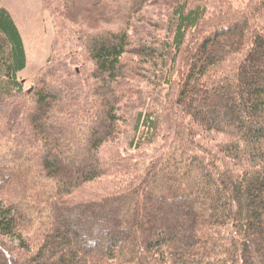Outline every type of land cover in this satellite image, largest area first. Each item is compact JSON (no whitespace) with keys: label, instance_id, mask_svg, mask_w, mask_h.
<instances>
[{"label":"trees","instance_id":"obj_1","mask_svg":"<svg viewBox=\"0 0 264 264\" xmlns=\"http://www.w3.org/2000/svg\"><path fill=\"white\" fill-rule=\"evenodd\" d=\"M43 5L28 90L0 6V264H264V0Z\"/></svg>","mask_w":264,"mask_h":264},{"label":"rangeland","instance_id":"obj_2","mask_svg":"<svg viewBox=\"0 0 264 264\" xmlns=\"http://www.w3.org/2000/svg\"><path fill=\"white\" fill-rule=\"evenodd\" d=\"M237 7L243 6L250 0H232ZM0 6L7 8L13 16L24 41L27 56V65L19 73V79L25 89L32 86L34 77L47 65L53 54V44L56 40L57 27L55 19L45 10L43 0H0ZM79 6V5H78ZM147 21L140 23L132 31L134 37L144 33H161L167 28V9L152 7L147 11ZM148 20H154L162 27L154 30ZM115 26V25H114ZM175 24L170 28L169 39L173 36ZM172 51V50H171ZM173 51L170 52V57Z\"/></svg>","mask_w":264,"mask_h":264}]
</instances>
